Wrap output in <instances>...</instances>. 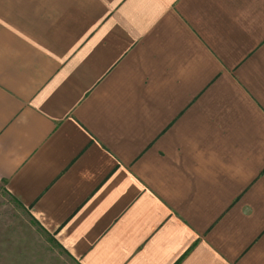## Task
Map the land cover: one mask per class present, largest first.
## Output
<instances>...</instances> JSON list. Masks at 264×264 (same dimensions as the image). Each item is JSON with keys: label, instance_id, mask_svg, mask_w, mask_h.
Returning a JSON list of instances; mask_svg holds the SVG:
<instances>
[{"label": "crops", "instance_id": "1", "mask_svg": "<svg viewBox=\"0 0 264 264\" xmlns=\"http://www.w3.org/2000/svg\"><path fill=\"white\" fill-rule=\"evenodd\" d=\"M0 179L81 264H264V0H0Z\"/></svg>", "mask_w": 264, "mask_h": 264}, {"label": "rangeland", "instance_id": "2", "mask_svg": "<svg viewBox=\"0 0 264 264\" xmlns=\"http://www.w3.org/2000/svg\"><path fill=\"white\" fill-rule=\"evenodd\" d=\"M69 253L0 179V264H81Z\"/></svg>", "mask_w": 264, "mask_h": 264}, {"label": "trees", "instance_id": "3", "mask_svg": "<svg viewBox=\"0 0 264 264\" xmlns=\"http://www.w3.org/2000/svg\"><path fill=\"white\" fill-rule=\"evenodd\" d=\"M58 242V241H57ZM59 243V242H58ZM65 249V248H64ZM69 253V252H68ZM70 254V253H69Z\"/></svg>", "mask_w": 264, "mask_h": 264}]
</instances>
